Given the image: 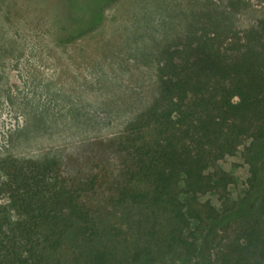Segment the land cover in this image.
Returning <instances> with one entry per match:
<instances>
[{"label": "trees", "instance_id": "1", "mask_svg": "<svg viewBox=\"0 0 264 264\" xmlns=\"http://www.w3.org/2000/svg\"><path fill=\"white\" fill-rule=\"evenodd\" d=\"M231 34L220 16L194 15L163 51L156 96L112 139L114 167L68 174L0 157V264H264V192L257 216L217 241L230 217L201 199L225 193L233 176L217 163L245 140L262 146L248 160L264 179V61Z\"/></svg>", "mask_w": 264, "mask_h": 264}, {"label": "rangeland", "instance_id": "2", "mask_svg": "<svg viewBox=\"0 0 264 264\" xmlns=\"http://www.w3.org/2000/svg\"><path fill=\"white\" fill-rule=\"evenodd\" d=\"M201 11L220 16L232 41L254 45L264 61V0H0V157L50 159L68 174L114 167L112 139L156 96L163 51L183 43ZM261 149L245 140L217 163L233 182L201 197L230 217L215 241L259 213L264 179L248 159Z\"/></svg>", "mask_w": 264, "mask_h": 264}]
</instances>
